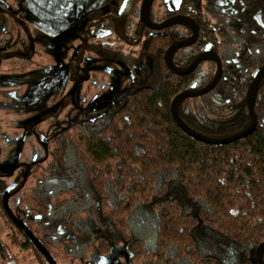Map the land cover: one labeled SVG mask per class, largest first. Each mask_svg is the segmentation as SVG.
I'll return each instance as SVG.
<instances>
[{"label": "trees", "instance_id": "obj_1", "mask_svg": "<svg viewBox=\"0 0 264 264\" xmlns=\"http://www.w3.org/2000/svg\"><path fill=\"white\" fill-rule=\"evenodd\" d=\"M137 1H125L121 33L137 16ZM165 32L168 44L177 32ZM159 42L151 38V82L120 91L117 102L94 117L71 119L55 134L52 160L32 168L47 173L36 182L32 208H19L16 198L12 206L41 240L58 226L67 229L81 254L94 242L99 253L125 248L136 264H256L254 249L264 240V79L249 134L224 144L198 141L169 111L172 96L190 87L191 74L166 69L155 53ZM241 76L224 71L211 91L177 103L179 117L211 137L243 129L250 117ZM4 187L0 179V219L9 242L47 264L5 213ZM0 264H20L1 238Z\"/></svg>", "mask_w": 264, "mask_h": 264}, {"label": "rangeland", "instance_id": "obj_2", "mask_svg": "<svg viewBox=\"0 0 264 264\" xmlns=\"http://www.w3.org/2000/svg\"><path fill=\"white\" fill-rule=\"evenodd\" d=\"M101 1L0 0V173L12 172L2 176L7 183L20 177L23 165L13 169L15 160L23 163L41 151L36 136L48 142L69 120L94 117L117 102L120 90L147 82L144 57L131 64L111 56L139 55L145 36L129 44L82 15ZM5 234L20 264H38ZM93 256L81 263L64 252L56 258L60 264H99Z\"/></svg>", "mask_w": 264, "mask_h": 264}, {"label": "flooded vegetation", "instance_id": "obj_3", "mask_svg": "<svg viewBox=\"0 0 264 264\" xmlns=\"http://www.w3.org/2000/svg\"><path fill=\"white\" fill-rule=\"evenodd\" d=\"M118 1L119 0H102L97 6L93 7L92 10L90 9L82 13V15L86 14V16L89 18H94L95 22L100 23L101 26H105L110 29L120 40H123L126 43L135 44L139 42L143 36H145L146 41H144L143 48L139 55H121L120 51L112 52L110 50L109 53L112 52L111 56H114L115 58H122L131 64L136 62L138 63L139 58L144 57L146 64L149 63L147 82L144 83H149L152 79V68L155 62V58L153 57V48L151 49L150 46L151 38L156 37L158 41H160L158 45H156V52L155 49L154 52H160L158 55H160L164 67L168 69L164 63L163 57L165 50L174 43L190 40L191 37H193L189 44L178 47L172 52L170 57L172 64L179 69H186L198 56L202 55L203 53L217 56L221 65V75L224 71H226L232 78H238L237 76L242 74L240 78L244 77L246 79L244 90V103L246 107V89L250 81L256 76L261 67L264 65V0H179L175 9L169 8L167 2L168 0H165V2H162V0H152L148 12V17L152 24L163 23L173 16H184L191 19L192 21V25L185 22H180L169 24L158 29L150 28L140 20L139 5L141 0H138L136 12L137 16L133 15L131 17V21L128 25V32L126 33H121V31L118 29L120 22L119 14L123 8V5L126 3V0H122L121 7L117 6ZM58 11L62 14L69 15L67 10L64 11L62 7L58 9ZM111 12L113 15L110 19L109 14ZM155 13L158 14L157 18ZM167 29L177 32L174 38L171 39L168 44L167 40H162L163 37L167 38V36L171 35V33L165 32ZM221 47L223 48V51L221 50ZM175 61L177 63H175ZM216 68V59L213 56L205 57L204 59L197 61L189 72L177 75L186 76L187 74H191L192 83L189 84V88L184 90H197L204 87L212 80ZM263 79L264 74L258 83L255 99L258 88ZM218 81L213 86V88L217 85ZM240 82L243 84V80H240ZM134 85L136 84L129 85L128 87ZM207 92L203 94H206ZM180 101H178V103ZM253 111L255 112L256 120L258 122L254 104ZM226 112L229 113V111ZM247 113L250 117L248 110ZM46 114L51 115V112H47ZM44 117H41V119H44ZM56 133L51 134L48 142L45 138H41L39 135L36 136V140L41 148V151L23 163H18V159L15 160L13 169H15L16 166L23 165L19 178L15 175L7 183L2 179V176L10 175L12 172L8 174L0 173V179L5 184L4 189L8 188V207L13 212V214L22 221L24 225L25 223L23 222L22 217H20L18 210L16 211L15 208H13L12 202H14V198H16L17 202L21 201L20 204L18 203L17 205L19 208H32L33 202L36 201L38 196V186L36 187V182L40 183L42 178L47 175L45 172H42V175L40 173L37 174V171L33 173L32 168L36 164H43L46 159L52 160V152L55 147L54 137ZM50 181L51 184L55 183L57 178H51ZM25 187H27V189H25ZM20 231L23 233L21 229ZM8 232L6 231V233ZM32 234L45 246L57 264H60V262H58L56 257L57 254L61 252L73 257L77 260V262H80L79 260H82L94 252L96 256L93 257H95L97 263L99 264H136L133 260H129V255L125 248L117 246H113L111 250L107 251L106 253H99L94 246V242H92L81 254L78 251L79 243H73V234L67 231V229L64 227H56L54 232L51 231L50 237L47 239L42 238L41 240L33 232ZM36 252L41 255L38 250H36ZM263 252L264 250L261 253V258L264 264L262 257ZM254 255L255 263L257 264L256 247L254 249ZM42 258L44 259L43 256Z\"/></svg>", "mask_w": 264, "mask_h": 264}, {"label": "water", "instance_id": "obj_4", "mask_svg": "<svg viewBox=\"0 0 264 264\" xmlns=\"http://www.w3.org/2000/svg\"><path fill=\"white\" fill-rule=\"evenodd\" d=\"M151 2H152V0H141V3L139 5V18L146 26L153 28V29H158V28H161V27L169 25V24L180 23V22H185V23L192 25L191 19L184 17V16H173L163 23L152 24L149 20V17H148V12H149V7L151 5ZM167 2H168V6L170 9H175L177 7L179 0H168ZM192 39H193V37H191L190 40L174 43V44L170 45L165 50L163 57H164V63L166 65V67L171 72H173L175 74H185L193 68L194 64L197 61H200V60L204 59L205 57L213 56L216 59L217 68H216V71H215V74H214L212 80L207 85H205L204 87L197 89V90L179 91L172 96V98L170 99V102H169V111H170V114H171L173 120L175 121V123L179 127V129H181L183 132H185L186 134H188L189 136H191L192 138H194L198 141L208 143V144H224V143L239 139L243 136H246L255 128L256 123H257L256 115H255V112L253 111V104H254V99H255V94H256L258 83L264 74V65L261 67V69L256 74V76L250 81V83L246 89V93H245L246 107H247V110L250 114V122L248 123V125L246 127H244L243 129H241V130H239L233 134L224 136V137H211V136L201 134V133L195 131L194 129L190 128L179 117L177 110H176V105H177L178 101H180L181 99H184L187 97L198 96V95H201V94L211 90L221 75V65H220L219 58H217V56L203 53L202 55L198 56L194 60V62L186 69H179L176 66H174L170 60L172 52L178 47L185 46V45L189 44ZM7 197H8V188H5L3 190V195H2V207H3L4 211L10 217L11 221L13 223H15L18 226V228H20L23 231V233L26 235V237L28 238V240H29L30 244L33 246V248L38 250V252L44 257V259L46 260V262L48 264H57L56 261L54 260V258L49 253V251L45 248V246L32 234V232L22 223V221L19 218H17L13 214V212L10 210V208L8 207V204H7ZM263 250H264V240L259 242L258 245L256 246L257 264H263V261L261 258V253Z\"/></svg>", "mask_w": 264, "mask_h": 264}, {"label": "crops", "instance_id": "obj_5", "mask_svg": "<svg viewBox=\"0 0 264 264\" xmlns=\"http://www.w3.org/2000/svg\"><path fill=\"white\" fill-rule=\"evenodd\" d=\"M4 233V235H6V231H5V226L3 225L1 219H0V238L3 240L2 238V234Z\"/></svg>", "mask_w": 264, "mask_h": 264}]
</instances>
